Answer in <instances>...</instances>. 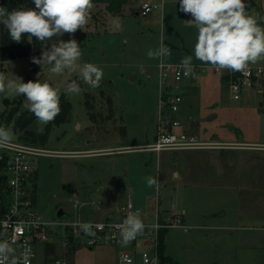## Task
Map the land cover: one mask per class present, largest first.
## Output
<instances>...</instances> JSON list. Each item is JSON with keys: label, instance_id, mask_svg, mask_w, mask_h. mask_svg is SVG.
I'll list each match as a JSON object with an SVG mask.
<instances>
[{"label": "rangeland", "instance_id": "374dc122", "mask_svg": "<svg viewBox=\"0 0 264 264\" xmlns=\"http://www.w3.org/2000/svg\"><path fill=\"white\" fill-rule=\"evenodd\" d=\"M137 1L129 0L118 15L109 14L105 4L93 3L77 42L82 51L79 63L103 70L98 88H91L77 73L57 76L50 72L51 65L33 66L30 57L41 56L34 53L3 65L8 79L49 80L71 102L67 121L53 125L47 140L36 144L51 154L30 157L36 170L37 211L49 221L58 218L61 207L73 219H104L124 201L120 203L117 194L127 199L136 189L142 193L148 187L146 178L153 176L160 192L146 195V219H155L161 199V208L175 204L195 224L167 231L169 250L181 264H264V76L240 100L232 98L227 80L219 79L213 67L183 78L179 88L173 75L162 84L161 64L193 56L192 65H207L194 57L197 29L188 22L191 16L179 10L178 0H168L163 10L149 15L137 14ZM244 2L249 14L264 17V0ZM161 43L171 55L150 59L148 51ZM254 65L264 66V61ZM72 81L79 84V94L66 91ZM168 91L181 92V100L178 112L165 108L166 114L176 116L183 128L209 146L160 152L138 148L155 140L164 108L162 94ZM0 96L12 101L18 95ZM87 100L94 103V116ZM17 104L13 101L6 109L17 108L18 115L26 109L25 100ZM0 107L5 108L2 101ZM46 126L36 119L29 129L38 132ZM10 129L12 140H19L23 132ZM176 171L180 174L174 176ZM223 210L224 221L238 224L239 229L201 227L204 215ZM235 213L242 220H232ZM70 257L74 264H122L111 244L78 246Z\"/></svg>", "mask_w": 264, "mask_h": 264}, {"label": "clouds", "instance_id": "9594fccd", "mask_svg": "<svg viewBox=\"0 0 264 264\" xmlns=\"http://www.w3.org/2000/svg\"><path fill=\"white\" fill-rule=\"evenodd\" d=\"M179 10L192 19L191 26L197 29L194 44V57L203 64L218 70L246 72L250 65L264 61V17L259 13L249 14L244 0H178ZM34 8H20L9 11L0 6V24L7 29L12 41L20 43L27 35L38 41L52 40L65 33L74 35L83 30L90 19L93 0H33ZM120 27V26H117ZM148 57L163 59L171 55V50L161 43L156 50H149ZM81 47L75 39L59 40L50 48L43 50L32 63L51 65V73L62 76L65 72L77 73L91 88H98L103 79V70L93 63H79ZM193 56L182 58L180 67L185 77L193 75ZM66 91L79 94L81 89L76 81L67 84ZM0 93L9 96L25 97L24 107L42 125L55 121L61 112L59 87L49 80H29L20 82L8 79L0 73ZM43 128L39 132L43 133ZM12 142L11 129L0 125V147ZM148 187H159L156 177L146 178ZM75 227L90 237L96 236L94 229L102 228L92 222H75ZM119 232L120 243L126 247L142 234L145 224L139 211H129L121 224L115 226ZM32 252L26 246L20 257H16L12 242L0 240V264H31Z\"/></svg>", "mask_w": 264, "mask_h": 264}, {"label": "built area", "instance_id": "2783aa9c", "mask_svg": "<svg viewBox=\"0 0 264 264\" xmlns=\"http://www.w3.org/2000/svg\"><path fill=\"white\" fill-rule=\"evenodd\" d=\"M168 0H138L134 9L137 14L149 15L163 10ZM209 67L193 65V75L205 73ZM162 84L168 76L173 75L178 82L185 78L180 63L161 64ZM219 79L227 80L232 98L240 100L250 90L254 89L264 76V66L250 65L246 72L218 70L213 67ZM181 93L168 91L162 94L161 103L164 107L158 124L156 138L153 142L139 146V149L160 152L169 149H186L209 146L210 142L200 141L182 127L181 121L167 110L178 112ZM7 152V160L3 168V186L0 189V240L12 242L16 257H20L24 248L30 246L31 264H74L71 259L78 246L94 248L101 244H111L117 247L122 264H160V236L162 231L184 225L185 212L177 205L161 208L162 201L158 199L155 207V219L147 220V207L137 206L130 196L120 204L118 209L98 220L73 219L71 215L58 216L51 221L43 218L37 211V181L35 169L30 161L31 156L51 154L40 145L21 140H12L1 147ZM78 206V200L74 203ZM129 211H139L145 224L142 234L138 235L126 247L122 246L116 225L121 224ZM58 215V214H57ZM92 222L102 228L94 229L95 237L85 235L75 222ZM54 225V227H51Z\"/></svg>", "mask_w": 264, "mask_h": 264}, {"label": "trees", "instance_id": "16d2710c", "mask_svg": "<svg viewBox=\"0 0 264 264\" xmlns=\"http://www.w3.org/2000/svg\"><path fill=\"white\" fill-rule=\"evenodd\" d=\"M129 0H93L96 4H105V9L109 14H122L124 7L128 4ZM0 6L6 7L9 11L13 9L20 8H34L35 5L33 0H0ZM83 30H77L74 35H69L65 33L62 37H54L52 40L38 41L35 37H29L25 35L20 43H16L9 37L8 31L2 24H0V73L3 71V65L6 61L12 60L17 57H27L31 54L41 55L44 49L50 48L53 43H58L59 40H70L75 39L80 40ZM32 56L30 57L32 62ZM35 66L34 63H32ZM29 80L35 81L34 78H28ZM1 94V93H0ZM25 97L18 95L14 100H10L8 97H4L0 101L4 104L5 108L0 107V125L6 126L8 128L12 127L14 132L22 131L23 133L19 136V140L37 144L40 142H45L50 134L53 125L63 123L67 121L69 113L71 110V102L69 101L65 92L61 91L60 94V106L61 112L56 117L55 121L49 123L43 130L41 134L39 131H34L29 129V126L36 120V117L27 109H24L17 114L18 109L7 110L6 107L11 104V102L16 101L17 105H22ZM87 106L92 110V116L95 114V107L93 101H86ZM111 104V103H110ZM16 115V116H15ZM7 160V152L0 147V189L3 186V168ZM167 231H162L160 236L159 245V255L161 259L160 264H181L177 260L173 259L170 255L165 252V234Z\"/></svg>", "mask_w": 264, "mask_h": 264}, {"label": "crops", "instance_id": "0c3cea01", "mask_svg": "<svg viewBox=\"0 0 264 264\" xmlns=\"http://www.w3.org/2000/svg\"><path fill=\"white\" fill-rule=\"evenodd\" d=\"M136 77H137V75H134V78H136ZM260 93H262V96H263V90L258 88V96H259ZM155 138H156V135H155L154 139ZM179 174H180L179 171H176L174 176H177ZM184 177L185 176H183V175L181 176V178H184ZM149 188L150 187L144 188L142 193H140L141 192L140 189H136V191H135L136 194H133L134 198H133V195L131 196L133 198V200L135 199L134 202L136 201V203L138 205L136 203L135 204L137 206L147 207L146 195L152 194L153 196H155V193H156V195H159L160 185H159L158 188L155 187V190H151L152 187L150 189ZM118 195H119V197H118ZM117 197L119 198L118 200L120 201V203L123 200L124 201L126 200L125 198H122L123 197L122 194H117ZM111 213H113V212L108 213V215H110ZM226 213L227 212H225V210H223L222 212H211V213H208V214L204 215L203 218H202V220H204V222H202V226L201 227L208 228V229H213V230L220 229V228L221 229H226V230H231V229H236V228L239 229L238 226H237L238 224H234V222H232L233 223L232 224L231 222L224 221L225 216H227ZM242 217L243 216L240 213H238V214L235 213V215L231 216L230 218L232 220H242ZM187 219L188 218L186 217V213H185L184 225L181 228L189 229V228L195 227V224L194 223L192 224V222H189ZM166 234H167V232H166ZM166 234H165V252H166V254L170 255L173 259H175V260H177L179 262V259H177V257H175L171 253V251L169 250L168 243H167V240H166ZM234 240L237 241L238 238L236 237ZM250 241L252 243V246L255 247L257 245L255 239L249 240V242ZM242 242H243V239H242ZM257 242H258V240H257ZM244 245H245V243L243 242V246ZM116 249H117V247H116Z\"/></svg>", "mask_w": 264, "mask_h": 264}, {"label": "water", "instance_id": "95a60500", "mask_svg": "<svg viewBox=\"0 0 264 264\" xmlns=\"http://www.w3.org/2000/svg\"><path fill=\"white\" fill-rule=\"evenodd\" d=\"M132 78H134V76H132ZM259 97H262V93L259 94ZM57 214H58V216H61V217L67 216V214L65 213V211L62 207L58 209Z\"/></svg>", "mask_w": 264, "mask_h": 264}]
</instances>
